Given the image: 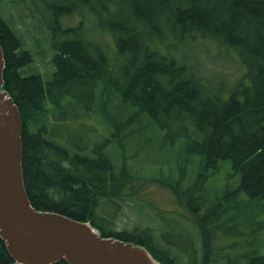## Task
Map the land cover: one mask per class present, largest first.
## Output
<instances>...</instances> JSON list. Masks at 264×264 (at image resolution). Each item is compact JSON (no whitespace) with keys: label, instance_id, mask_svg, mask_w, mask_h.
<instances>
[{"label":"trees","instance_id":"obj_1","mask_svg":"<svg viewBox=\"0 0 264 264\" xmlns=\"http://www.w3.org/2000/svg\"><path fill=\"white\" fill-rule=\"evenodd\" d=\"M39 1L11 0L17 18L3 15L0 8L4 89L22 117L23 175L32 205L90 220L103 236L146 246L164 264H195L196 247L184 250V257L162 244L152 229L117 231L103 205L118 204L113 201L117 185L127 188L131 199L135 182L148 186L151 181L136 169L140 155L128 142L138 133L134 126L142 117L147 122L139 133L155 127L170 132L183 124L189 149L201 158L198 180L230 161L242 174L236 188L264 199V0ZM46 8L49 21L40 15ZM73 17L79 20L69 24ZM24 23L29 24L30 38L22 33ZM191 36L200 38L190 43ZM207 37L235 50L246 70L228 86L229 96L214 97L211 105L198 99L217 90L202 66L187 57L190 47ZM45 39L52 56L44 58L43 53L42 58L50 59L51 71L24 75L36 55L33 49L38 53ZM171 86L177 87L173 93L166 91ZM72 121L79 126H70ZM184 178H176L174 191ZM118 180L124 184H116ZM210 210L197 216L207 222L204 229L190 235L192 244L201 238V264H213V236L228 228L224 213ZM237 223V216L229 218L230 227L237 228ZM237 234L242 232L236 229ZM247 254L239 259L264 264V253ZM0 264H16L1 238Z\"/></svg>","mask_w":264,"mask_h":264},{"label":"rangeland","instance_id":"obj_2","mask_svg":"<svg viewBox=\"0 0 264 264\" xmlns=\"http://www.w3.org/2000/svg\"><path fill=\"white\" fill-rule=\"evenodd\" d=\"M28 1L38 3L39 0ZM45 1L48 4L51 2V0ZM0 2L3 15L19 17V11L13 7L11 0H0ZM48 10V8L40 9V15L47 21L50 20ZM26 19L29 20V17ZM78 20L79 18L73 17L68 23H76ZM22 33L30 38L24 27ZM195 37L200 38V36ZM195 37L191 36L188 41L191 43ZM206 39L207 41L190 47L192 49L187 57L202 66V74L205 75L210 86L216 88L215 93L205 91L202 94L203 98L198 99L204 104L211 105L214 97L226 99L230 93L228 86L236 84L246 70L244 71L235 50L217 42L213 37ZM26 44L28 49L33 48L28 41ZM46 47H50V40ZM42 55L43 50H40L33 56L31 64L23 69L24 75L35 71L45 75L51 71L47 62L50 59L42 61ZM47 56H52V50H49ZM184 78L189 80V77ZM176 89L177 87L171 86L167 87L166 91L173 93ZM114 100L116 103L120 101L116 98ZM99 121L94 120L93 124L102 130L104 125ZM72 122L70 126L74 128L79 126L77 121ZM145 122H147L146 117L140 118L134 126L138 133L132 135L128 142L133 152L140 155L134 162L136 169L143 171L145 176L149 175L151 181L148 182V186L144 181L135 182L134 188L130 190L135 197L131 199L127 195L128 189L117 185L113 201L118 204L114 208L107 204L103 205L104 211H108L107 213L114 217L113 228L128 232L152 229L162 244L176 251H182L184 257H187L184 250L194 246L197 248L195 253L197 255L196 257L194 255L193 260L195 264H201L204 261L201 254V238H196L192 244L190 235L196 237L194 234H198L206 226L207 222L198 219L197 216L203 215L205 208L216 209L215 212L220 211L227 217L224 222L228 228L220 229L217 231L218 234L213 233L211 247L215 250L214 257L212 255L213 261L210 263L227 264V259H231L235 264H247V259L239 258H243L250 250H257L259 254H263L264 227L260 229L258 225L264 224V199L248 195L244 191L240 192L236 188L242 181L241 172L235 171L230 161H225L219 171H215L211 177L198 180L201 158L197 156V152L189 149L190 139L184 132L183 124H175L170 132L160 131L154 126L155 128H148L143 133H139V128ZM130 163L133 164V161ZM181 175L185 178L177 192L174 191L173 183ZM118 183L124 184L123 180H118L116 184ZM236 216L238 227H230L229 218ZM236 229L242 234L233 235ZM246 256L249 257L250 254Z\"/></svg>","mask_w":264,"mask_h":264},{"label":"water","instance_id":"obj_3","mask_svg":"<svg viewBox=\"0 0 264 264\" xmlns=\"http://www.w3.org/2000/svg\"><path fill=\"white\" fill-rule=\"evenodd\" d=\"M0 45V238L16 264H163L143 245L105 237L90 220L36 209L23 175L22 117L4 89Z\"/></svg>","mask_w":264,"mask_h":264},{"label":"bare ground","instance_id":"obj_4","mask_svg":"<svg viewBox=\"0 0 264 264\" xmlns=\"http://www.w3.org/2000/svg\"><path fill=\"white\" fill-rule=\"evenodd\" d=\"M25 183V182H24ZM26 188V187H25ZM28 195V194H27ZM29 198V197H28ZM29 201H30V199H29ZM31 202V201H30ZM31 204H32V202H31ZM33 206V205H32Z\"/></svg>","mask_w":264,"mask_h":264}]
</instances>
